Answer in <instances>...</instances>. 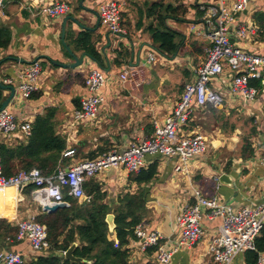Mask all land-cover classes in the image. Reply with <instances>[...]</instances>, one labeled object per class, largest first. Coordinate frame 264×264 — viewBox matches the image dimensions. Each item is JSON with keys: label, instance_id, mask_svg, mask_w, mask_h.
Listing matches in <instances>:
<instances>
[{"label": "crops", "instance_id": "1", "mask_svg": "<svg viewBox=\"0 0 264 264\" xmlns=\"http://www.w3.org/2000/svg\"><path fill=\"white\" fill-rule=\"evenodd\" d=\"M58 1L69 6L64 16L50 20L38 14L41 8ZM102 1L1 0L0 27L8 28L12 38L7 49H0V82L14 76L22 66L36 60L41 64L37 92L24 101L16 94L7 108L17 118L29 121H34L48 107L56 110L57 134L65 138V151L75 150L71 158H64L62 154L66 161L60 160L58 165L63 167L89 160L90 154L97 156V153L124 148L130 142L151 136L154 124L161 125L180 99L182 84L194 80L195 69L204 60L208 46L198 7L210 0H125L121 14L123 33L119 35L109 33L100 25L97 5ZM160 5L180 9L175 16L167 15ZM258 11H264V0H249L247 9L237 20L255 24L252 14ZM157 12L168 16L165 25L180 36L178 52L173 56L160 55L152 47L148 28L156 25L154 15ZM85 33L100 54L104 68L89 58H84L82 65L73 70L58 67L56 63H73L66 48L76 57L86 52L75 43L78 35ZM190 34L195 37L189 38ZM230 38L250 52L264 53V39H259L258 28L257 34L247 43L238 40L233 33ZM151 52L156 58L154 62L147 61ZM118 56L121 63L115 64ZM128 66L141 71V86L135 87L132 82L122 84L118 80V74ZM92 68L102 70L107 77L100 92L104 102L94 120L83 121L75 129L71 126L72 113L85 95L83 80ZM214 84L223 96L222 109L194 107L190 121L179 130L181 138L194 134L204 136L210 143L208 151L184 163L175 156H147L145 160V169L157 163V173L153 181L142 186L146 203L140 223L148 233L158 232L168 244L177 237L176 215L182 206L193 202L194 190H199L204 197L216 196L235 209L256 206L264 200V94L244 102L230 96L221 79ZM8 95L5 90V98ZM26 139L20 135H0V141L8 145ZM246 139L253 154L242 158ZM178 165L182 171H175ZM222 175L227 179L220 181ZM128 176L121 168L109 169L94 180L101 185L107 198L115 202L123 194L138 191ZM12 190L13 199L0 202V220L16 224L20 219L39 213L40 208L32 201L31 193L26 195L23 190L18 200L16 189ZM220 225V218L211 220L204 216L201 240L191 249L178 251L169 264H213L207 246L218 234ZM8 242L0 250L22 254L25 263L43 254L33 251L27 240ZM127 249L130 264H156L152 253L139 250L138 240H129ZM259 257L264 258V252ZM233 264H246L245 255L238 256Z\"/></svg>", "mask_w": 264, "mask_h": 264}, {"label": "built area", "instance_id": "2", "mask_svg": "<svg viewBox=\"0 0 264 264\" xmlns=\"http://www.w3.org/2000/svg\"><path fill=\"white\" fill-rule=\"evenodd\" d=\"M125 4V0H103L97 5L100 25L113 35L123 33L121 14ZM248 4L249 0H210V3L199 5L204 36L208 42L205 58L195 69L194 80L183 86L180 99L171 114L161 125L154 124L151 136L130 142L124 148L109 150L92 160L80 161L67 167L59 166L50 175H44L39 169H31L5 176L0 164V187L16 188L22 185L24 190L32 186V201L41 209L67 203L64 200L65 194L81 204L90 200V196L84 192L85 182L95 179L106 170L121 168L128 174H137L145 168L147 156H175L184 163L203 154L207 149L206 138L200 134L181 138L179 130L190 121L194 107L222 109L223 96L213 87L214 82L221 79L229 95L244 102L253 101L258 95L264 94V53L250 52L230 38L233 33L238 40L247 43L251 36L257 34L255 24L237 20V16L247 9ZM68 11L69 6L58 1L41 8L38 14L56 20ZM155 60L153 53L148 54V62ZM40 73L41 64L36 60L17 69L14 76L5 78L1 83L7 86L15 83V99L17 94L28 100L38 90ZM118 80L122 84L132 82L135 87L143 83L141 71L132 66L119 73ZM106 83L107 77L102 70L92 68L88 71L83 80L85 95L72 113V127L76 129L81 122L95 119L104 102L100 92ZM32 123L17 118L8 108L0 111V135L28 138ZM74 153L75 150L70 149L63 153V157L71 158ZM182 170L180 165L175 167V171ZM193 198V202L182 206L176 215L175 228L178 233L170 244L163 242L158 232L148 233L141 223L133 228V235L142 253H147L153 247L155 263L169 264L178 251L191 249L201 240V220L204 216L211 220L221 219L218 234L207 246V254L213 264H233L238 256L255 250L254 242L264 227V200L256 206L235 209L216 196H202L199 190L193 191ZM35 218V215H31L16 223V240H27L33 251L41 253L48 250L50 245L45 226ZM61 254L63 256L65 252ZM263 263L264 258L258 257L257 264ZM0 264H25V259L20 253L0 250Z\"/></svg>", "mask_w": 264, "mask_h": 264}, {"label": "trees", "instance_id": "3", "mask_svg": "<svg viewBox=\"0 0 264 264\" xmlns=\"http://www.w3.org/2000/svg\"><path fill=\"white\" fill-rule=\"evenodd\" d=\"M159 7L165 14L173 16L180 9L170 5ZM167 17L157 12L154 15L156 25H151L148 33L152 39L154 51L160 55L173 56L178 52L180 36L165 25L164 21ZM252 20L258 28L259 39L263 40L264 11L254 12ZM86 35V33L78 35L75 43L83 47L86 51L84 53L103 69L101 56L93 43L87 40ZM11 38V31L6 27H0V49H7ZM119 57L114 61L115 64L121 63ZM4 91L0 88V105L5 99ZM55 115L56 110L50 107L46 108L41 115H37L32 123L31 135L25 142L8 145L0 141V164L5 176L31 169H39L44 175H50L60 166L58 165L60 160L66 161L62 158L66 141L64 137L57 134L58 122ZM106 152L97 153V156L95 153L90 154L89 160ZM252 154L251 145L246 139L241 153L242 158L250 157ZM156 173L157 163L154 162L137 174H129V181L137 185L138 191L135 194H123L117 197L115 202L107 198L106 192L102 191L99 183L89 179L84 184V192L90 196L88 202L80 204L65 194L64 200L69 207L51 214L43 213L40 208L35 219L45 226L50 247L45 252H41L43 254L38 258L25 264H130L127 244L129 240H136L133 228L141 222L146 203L145 190L142 186L153 181ZM32 189L33 187L30 186L23 192L28 195ZM108 214L114 215L113 232L109 231L105 222ZM16 232V224L0 220V248L9 243L8 241H17ZM72 244H76L73 256L84 262L64 259L61 253ZM254 245V251L244 253L246 264H257L259 254L264 252V227ZM153 251L152 247L147 250V253L151 254Z\"/></svg>", "mask_w": 264, "mask_h": 264}, {"label": "water", "instance_id": "4", "mask_svg": "<svg viewBox=\"0 0 264 264\" xmlns=\"http://www.w3.org/2000/svg\"><path fill=\"white\" fill-rule=\"evenodd\" d=\"M63 36V35H62ZM66 52L67 54L72 58L73 63H67V64H60V63H56V65L62 69H76L78 67H80L84 61V58H89L91 59L86 53H83L80 57H76V55L68 48H66ZM14 60H17V58H15ZM0 88H2L3 90H6L9 92V95L2 101L1 105H0V111H2L3 109L7 108L9 103L12 102L15 99V88L14 86H7V85H2V83L0 82ZM67 171V170H66ZM226 176L222 175L220 181L226 180ZM16 192L18 194V200L21 199V195H22V191H23V186L19 185L16 188ZM68 205L65 202L62 203H58V204H54L52 206H44L42 208V212L46 213V214H51L56 212L59 209H65L67 208ZM105 222L108 225V229L110 232H113L115 229V224H114V215L113 214H108L105 218ZM76 247V244H72L66 251L65 254L63 255L64 259L72 261V262H84V260L82 259H78L75 258L73 256V249Z\"/></svg>", "mask_w": 264, "mask_h": 264}, {"label": "clouds", "instance_id": "5", "mask_svg": "<svg viewBox=\"0 0 264 264\" xmlns=\"http://www.w3.org/2000/svg\"><path fill=\"white\" fill-rule=\"evenodd\" d=\"M13 190L10 188H0V202L4 200L11 201L13 199Z\"/></svg>", "mask_w": 264, "mask_h": 264}, {"label": "rangeland", "instance_id": "6", "mask_svg": "<svg viewBox=\"0 0 264 264\" xmlns=\"http://www.w3.org/2000/svg\"><path fill=\"white\" fill-rule=\"evenodd\" d=\"M188 37H189V38H192V37H195V36H194L193 34H190ZM193 39H194V38H193ZM194 44H195V43H194ZM196 45L199 46L200 44H199L198 42H196ZM151 53H153V52H151ZM142 84H143V83H142ZM182 85L184 86L185 84L183 83ZM183 86H182V87H183ZM182 89H183V88H182ZM22 100L24 101L25 99H22ZM233 120H234V119H233ZM231 121H232V119L230 120V122H231ZM230 124H231V123H230ZM210 125H211V123H210ZM210 125H209V127H210ZM226 129L229 130V127H226ZM206 147H207L206 151H208V149H209V147H210V143H209L208 141L206 142ZM206 151H205V152H206ZM29 204L32 205L33 207L36 206V205H35L34 203H32L31 201H29ZM33 204H34L35 206H34ZM24 207L26 208V204H25V203H24ZM21 213H22V210H20V212H19L20 216H21ZM34 214H35V213H34ZM34 214H32V215H34ZM36 216H37V215H36Z\"/></svg>", "mask_w": 264, "mask_h": 264}, {"label": "bare ground", "instance_id": "7", "mask_svg": "<svg viewBox=\"0 0 264 264\" xmlns=\"http://www.w3.org/2000/svg\"><path fill=\"white\" fill-rule=\"evenodd\" d=\"M0 188H10V189H15V187H13V186H9V187H0Z\"/></svg>", "mask_w": 264, "mask_h": 264}]
</instances>
